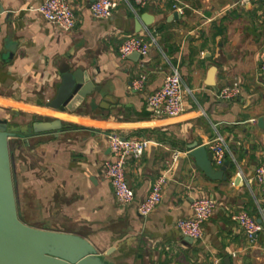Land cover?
Listing matches in <instances>:
<instances>
[{
    "label": "crops",
    "instance_id": "crops-1",
    "mask_svg": "<svg viewBox=\"0 0 264 264\" xmlns=\"http://www.w3.org/2000/svg\"><path fill=\"white\" fill-rule=\"evenodd\" d=\"M68 1L77 25L70 32L41 18L44 0H0V119L18 128L58 119L66 129L15 139L14 166L20 158L23 187L34 203L33 220L25 224L79 235L102 256L114 248L103 257L108 264H225L227 258L264 264V233L250 244L230 218L245 211L260 221L264 209L253 181L264 165V0H158L145 7L120 1L110 19L98 20L91 11L96 0ZM136 35L151 44L149 54L123 58V42ZM63 62L86 71L98 89L73 111L48 105L62 85ZM174 72L182 78L184 109L175 118L155 116L147 97ZM234 84L240 96L221 100L220 90ZM112 134L153 142L141 158L127 161L135 192L127 206L119 205L102 173L113 160ZM216 139L226 151L227 183L210 181L190 156L191 145ZM18 143L24 152L16 154ZM176 152L183 154L174 162ZM169 168L161 203L140 217L137 206ZM205 197L219 208L203 224V238L189 243L176 225ZM18 201L28 217L19 194ZM55 220L58 228L50 225Z\"/></svg>",
    "mask_w": 264,
    "mask_h": 264
},
{
    "label": "built area",
    "instance_id": "built-area-1",
    "mask_svg": "<svg viewBox=\"0 0 264 264\" xmlns=\"http://www.w3.org/2000/svg\"><path fill=\"white\" fill-rule=\"evenodd\" d=\"M120 1L130 2L134 5L145 7L158 0H96L92 4V16L94 19H110ZM175 10L182 15L184 9L175 5ZM41 18L48 23L54 24L65 32L73 31L76 25L74 8L68 0H44L37 10ZM4 16V9L0 4V20ZM122 45L120 52L123 58L138 53L140 56H147L151 44L145 42L140 36H129ZM264 72V66L262 68ZM162 87L156 93L147 97V103L152 108L155 116H167L175 118L184 109V97L182 78L177 72L169 74L164 78ZM145 79L141 77L134 84V89H141ZM241 88L238 84L225 87L220 90L218 96L221 100L230 101L240 96ZM153 142L145 137L125 138L117 135H110L109 150L113 160L106 161L102 168L104 177L110 182L113 192L120 206H127L134 202L135 192L129 186L126 178V164L129 158L139 159ZM213 154V166L221 167L225 161L226 151L223 148L222 139H216L207 145ZM183 153L176 152L173 161L176 162ZM188 154V152L184 153ZM170 168L162 174L155 182L152 192L137 206L138 214L141 217L150 216L159 206L163 199V188L170 178ZM253 181L261 187L264 199V165L257 168ZM192 216L189 219L179 220L176 227L183 237L197 241L203 238V224L211 219L217 211L218 204L210 198H198L191 204ZM231 220L244 233L250 244H253L260 233H264V209L261 211L260 222L245 211L234 212ZM215 264H222L220 261Z\"/></svg>",
    "mask_w": 264,
    "mask_h": 264
},
{
    "label": "water",
    "instance_id": "water-1",
    "mask_svg": "<svg viewBox=\"0 0 264 264\" xmlns=\"http://www.w3.org/2000/svg\"><path fill=\"white\" fill-rule=\"evenodd\" d=\"M9 51L14 52L13 48ZM140 56L138 53L134 54ZM62 85L49 106L56 110H74L75 105L97 92L89 74L83 69L74 70L69 63L60 67ZM10 120L0 119V264H108L103 257L110 256L115 249L99 254L88 239L72 233L46 230L41 226L25 224L18 213V194L15 184L14 163L11 157V140L58 136L66 130L62 121H36L10 129ZM263 126V120L259 121ZM190 156L197 167L212 182H230L231 176L226 168L213 166V154L206 145L195 143L190 146ZM260 222V221H259ZM186 241L193 243L191 238ZM225 264H232L230 259Z\"/></svg>",
    "mask_w": 264,
    "mask_h": 264
},
{
    "label": "rangeland",
    "instance_id": "rangeland-1",
    "mask_svg": "<svg viewBox=\"0 0 264 264\" xmlns=\"http://www.w3.org/2000/svg\"><path fill=\"white\" fill-rule=\"evenodd\" d=\"M16 121L19 122V123H24L23 120H16ZM22 125H25V124H22ZM16 128H18V127L15 126V125H10V129L11 130H14V131L18 130ZM15 142H17L15 139L11 140L12 151L15 150V147H16L15 146ZM17 149L18 150L16 151V154L20 153V151L24 152V150H22L23 147H21V144H19V143H18V148ZM16 154H15V156H16ZM17 160L18 161L15 163L16 165L14 166V169H13V172H14L13 174L15 176V184H16L15 186H16V189L18 191V194L21 196V201H24V203L26 202L25 209L23 210V212H24V214L26 216H28V217H23V215H22L21 217H23V219L25 221L30 222V218H31V220H33L31 216H32L33 211H34V210H32V209H34V203L32 201V194H30V192H28L27 189L23 187V183H24L22 181L23 180V176H21L20 175L21 173L19 172L20 169H21V165H20L21 159L17 157ZM14 161H15V159H14ZM22 173H24V170H23ZM37 214L39 216L40 213L38 212ZM32 222H34V223H32V226H38L39 227V226L42 225L38 221H32ZM58 223L59 222L57 220H55V222L53 224L50 223V225L58 228Z\"/></svg>",
    "mask_w": 264,
    "mask_h": 264
},
{
    "label": "trees",
    "instance_id": "trees-1",
    "mask_svg": "<svg viewBox=\"0 0 264 264\" xmlns=\"http://www.w3.org/2000/svg\"><path fill=\"white\" fill-rule=\"evenodd\" d=\"M10 150H11V157H13L12 156L13 155V151H12L11 145H10ZM13 159H14V157H13ZM13 163H14V160H13ZM18 213H19V201H18ZM19 216H20L21 220L25 223V220L23 219V217H21L22 216L21 213H19Z\"/></svg>",
    "mask_w": 264,
    "mask_h": 264
}]
</instances>
